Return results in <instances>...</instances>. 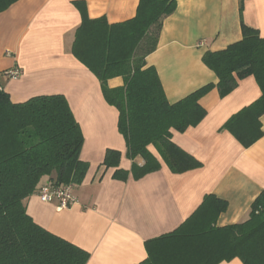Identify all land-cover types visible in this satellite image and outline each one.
I'll use <instances>...</instances> for the list:
<instances>
[{
  "label": "crops",
  "instance_id": "obj_1",
  "mask_svg": "<svg viewBox=\"0 0 264 264\" xmlns=\"http://www.w3.org/2000/svg\"><path fill=\"white\" fill-rule=\"evenodd\" d=\"M77 2L84 4L88 18L117 24L134 18L139 0H18L0 13V88L13 103L62 95L83 135L80 159L88 164L82 182L72 186V205L58 208V202L43 203L34 194L26 201L27 214L38 226L88 252L86 264L143 261L145 242L177 229L206 195L227 203L218 227L247 220L252 202L264 189V115L263 136L248 148L220 129L260 97L254 78L240 80L224 98L211 89L199 100L204 119L184 133L172 131V142L201 168L172 174L150 147L160 169L135 179L117 129V110L71 52L81 23ZM241 22L264 38V0L245 1L241 12L239 0H176L175 11L163 21L156 50L145 58L170 104L217 83L202 56L238 42ZM14 68L21 72L16 80L6 76ZM107 85L118 88L123 80L116 77ZM107 151L119 152L118 169L128 172L126 179L114 178L116 168L102 165ZM134 162L143 164L139 157ZM50 181L43 177L40 185ZM220 264L242 262L235 258Z\"/></svg>",
  "mask_w": 264,
  "mask_h": 264
},
{
  "label": "trees",
  "instance_id": "obj_2",
  "mask_svg": "<svg viewBox=\"0 0 264 264\" xmlns=\"http://www.w3.org/2000/svg\"><path fill=\"white\" fill-rule=\"evenodd\" d=\"M18 0H0V13ZM239 0L240 12L244 2ZM76 5L81 23L72 55L99 81L105 101L118 112L117 129L124 137L130 173L138 179L160 169L152 146L172 174L202 167L171 140L206 116L199 100L216 88L220 98L238 82L253 77L260 97L232 115L220 130L243 147L263 136L264 38L241 22V39L217 52H206L202 63L217 78L180 101L170 104L153 67L145 58L156 50L163 21L176 0H139L134 18L108 24L90 19L83 3ZM120 77L123 85L109 88ZM83 135L62 95L36 96L11 102L0 88V264H86L89 253L38 226L26 212V201L37 194L43 177L54 185H79L88 169L80 159ZM141 158L142 165L134 162ZM119 152L107 151L102 165L118 169ZM48 182V183H50ZM47 184V183H46ZM227 203L206 195L197 210L177 229L145 242L146 258L137 264H220L237 258L242 264H264V189L250 206L247 220L218 227Z\"/></svg>",
  "mask_w": 264,
  "mask_h": 264
},
{
  "label": "built area",
  "instance_id": "obj_3",
  "mask_svg": "<svg viewBox=\"0 0 264 264\" xmlns=\"http://www.w3.org/2000/svg\"><path fill=\"white\" fill-rule=\"evenodd\" d=\"M19 69H12L6 73L9 79L16 80L20 77ZM43 203L58 202V208H67L75 202L71 185H54L51 182L42 185L36 194Z\"/></svg>",
  "mask_w": 264,
  "mask_h": 264
},
{
  "label": "rangeland",
  "instance_id": "obj_4",
  "mask_svg": "<svg viewBox=\"0 0 264 264\" xmlns=\"http://www.w3.org/2000/svg\"><path fill=\"white\" fill-rule=\"evenodd\" d=\"M150 147H152V146H148V150H149Z\"/></svg>",
  "mask_w": 264,
  "mask_h": 264
}]
</instances>
